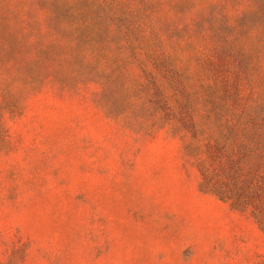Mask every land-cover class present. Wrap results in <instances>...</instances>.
Instances as JSON below:
<instances>
[{
	"label": "rangeland",
	"instance_id": "1",
	"mask_svg": "<svg viewBox=\"0 0 264 264\" xmlns=\"http://www.w3.org/2000/svg\"><path fill=\"white\" fill-rule=\"evenodd\" d=\"M232 95L264 115V0H0V264H264L199 185Z\"/></svg>",
	"mask_w": 264,
	"mask_h": 264
},
{
	"label": "trees",
	"instance_id": "2",
	"mask_svg": "<svg viewBox=\"0 0 264 264\" xmlns=\"http://www.w3.org/2000/svg\"><path fill=\"white\" fill-rule=\"evenodd\" d=\"M226 101L233 111L224 119L216 116V122L218 127L227 126L228 133L222 138L206 136L205 156L198 160L199 185L234 208L249 211L264 227V115L249 113L238 95ZM177 102L176 121L194 135L197 128L190 101Z\"/></svg>",
	"mask_w": 264,
	"mask_h": 264
}]
</instances>
